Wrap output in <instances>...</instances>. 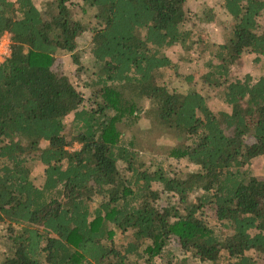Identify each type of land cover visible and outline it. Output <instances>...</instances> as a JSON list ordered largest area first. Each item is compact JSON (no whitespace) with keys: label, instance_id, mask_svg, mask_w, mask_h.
I'll use <instances>...</instances> for the list:
<instances>
[{"label":"trees","instance_id":"obj_1","mask_svg":"<svg viewBox=\"0 0 264 264\" xmlns=\"http://www.w3.org/2000/svg\"><path fill=\"white\" fill-rule=\"evenodd\" d=\"M185 2L0 0V40L9 35L0 61V264H261L264 177L251 164L264 156V0H223L232 23L213 44L202 27L213 10L189 15ZM195 44L208 51L206 94L160 83L175 66L164 50ZM65 53L87 91L57 73ZM245 53L262 73L231 78ZM209 89L229 110L211 109ZM136 98L183 140L146 156L124 132L144 108Z\"/></svg>","mask_w":264,"mask_h":264},{"label":"rangeland","instance_id":"obj_2","mask_svg":"<svg viewBox=\"0 0 264 264\" xmlns=\"http://www.w3.org/2000/svg\"><path fill=\"white\" fill-rule=\"evenodd\" d=\"M33 3L42 7L45 2L49 0H32ZM223 0H186L185 7L189 15H196L204 7H210L213 10L214 21L211 24H204L202 27L208 34L205 35V39L209 41V44L221 43L226 38L228 31L231 27L232 19L227 15L222 7ZM261 23L264 25V17H260ZM193 18H190L185 26L191 28ZM201 32V31H200ZM202 34V32H201ZM207 36V37H206ZM90 38V34L84 33L78 41V51H81L85 47ZM9 35L5 34L0 40V61H2L9 53ZM164 52L171 59L174 67H166L162 69L163 78L159 79L160 83L168 84L169 87H175L178 91H184L187 87H195L202 94H206V86L200 80L201 73L203 72V62L206 60L203 56L208 51L203 44H195L191 49L186 50L180 45H174L168 47ZM88 56L84 54L80 58V61L86 65L88 63ZM253 55L245 53L236 63L230 67V77H242L245 74H250L253 77H258L263 71L262 62H255ZM78 65L74 63V60L69 54H62L57 56V73L66 74L69 79L75 84L79 91H87L83 86V82L87 79L82 70H78ZM186 77H191L190 81H186ZM204 85V86H203ZM207 88V87H205ZM209 97L207 99L208 105L215 113H219L222 110H229V108L223 104L216 96L215 92L209 89ZM143 102V110L137 116V122L130 129L126 127L124 132L129 139L134 138L136 144L145 151L146 156H157V154L165 153L170 147L178 144L185 137L183 133L169 131L159 119L150 112V105L148 99H137ZM72 115H69L65 119V125L67 128H71ZM79 145L75 144L72 149H77ZM182 164L186 165L182 161ZM191 167V166H190ZM184 166L183 168H190ZM253 174L257 178L264 177V156H261L253 161L251 164ZM31 177L36 185H41L43 181V167L39 162H33L31 164ZM99 197H96L94 202H97ZM206 219L213 221L215 219V211L211 206L204 209ZM4 228V226H3ZM0 225V247L4 245V240L1 236L3 233ZM115 239L119 242H126V236L120 231H116ZM178 241L172 238L170 241V249L178 254L182 255L179 250ZM261 264H264V255L259 259Z\"/></svg>","mask_w":264,"mask_h":264}]
</instances>
